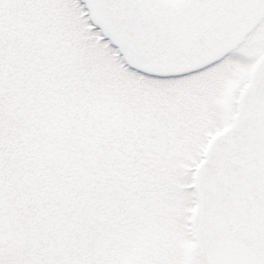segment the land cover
<instances>
[{
	"label": "snow or ice",
	"instance_id": "snow-or-ice-1",
	"mask_svg": "<svg viewBox=\"0 0 264 264\" xmlns=\"http://www.w3.org/2000/svg\"><path fill=\"white\" fill-rule=\"evenodd\" d=\"M0 264H264V0H0Z\"/></svg>",
	"mask_w": 264,
	"mask_h": 264
}]
</instances>
